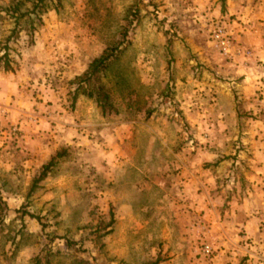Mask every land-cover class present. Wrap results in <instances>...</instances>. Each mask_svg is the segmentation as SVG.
<instances>
[{
    "label": "rangeland",
    "instance_id": "obj_1",
    "mask_svg": "<svg viewBox=\"0 0 264 264\" xmlns=\"http://www.w3.org/2000/svg\"><path fill=\"white\" fill-rule=\"evenodd\" d=\"M0 109V264H264V0H0Z\"/></svg>",
    "mask_w": 264,
    "mask_h": 264
},
{
    "label": "trees",
    "instance_id": "obj_2",
    "mask_svg": "<svg viewBox=\"0 0 264 264\" xmlns=\"http://www.w3.org/2000/svg\"><path fill=\"white\" fill-rule=\"evenodd\" d=\"M220 1L221 3L223 2V0ZM31 12L34 13L33 8L28 13ZM120 52L121 50L117 45L108 46L100 53L98 57L93 58L87 64L82 74L74 78L76 87L73 90V98H75V96L77 95H80L88 100H91L95 104V106L100 109L102 115L105 114V112L111 110L112 105L110 102V97L107 90L101 83V78L103 77L110 64L116 60ZM4 55L5 54H3L1 57L5 58ZM3 70H8V67H5L4 65ZM59 157H61V155L56 153L46 164L41 166L38 176L31 182L29 188L30 192L34 190L37 184L46 177L50 169L55 165L56 159H58ZM111 223L112 220L110 219V224Z\"/></svg>",
    "mask_w": 264,
    "mask_h": 264
},
{
    "label": "built area",
    "instance_id": "obj_3",
    "mask_svg": "<svg viewBox=\"0 0 264 264\" xmlns=\"http://www.w3.org/2000/svg\"><path fill=\"white\" fill-rule=\"evenodd\" d=\"M215 42L218 44L219 49L221 50L222 54L228 56L229 54V43L227 42V40L224 39V36L222 35L220 30H217L215 32ZM1 112V109H0ZM203 252L204 253H208L209 252V247L208 246H204L203 248Z\"/></svg>",
    "mask_w": 264,
    "mask_h": 264
},
{
    "label": "crops",
    "instance_id": "obj_4",
    "mask_svg": "<svg viewBox=\"0 0 264 264\" xmlns=\"http://www.w3.org/2000/svg\"><path fill=\"white\" fill-rule=\"evenodd\" d=\"M262 167H264V165L262 166ZM261 167V168H262ZM259 171V172H258ZM264 172V168L263 169H256L255 170V173H256V175H258L259 173H263Z\"/></svg>",
    "mask_w": 264,
    "mask_h": 264
}]
</instances>
